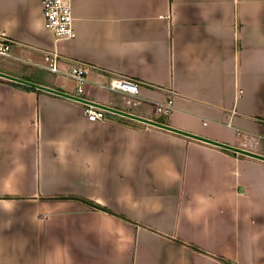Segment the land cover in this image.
<instances>
[{
  "label": "crops",
  "instance_id": "1",
  "mask_svg": "<svg viewBox=\"0 0 264 264\" xmlns=\"http://www.w3.org/2000/svg\"><path fill=\"white\" fill-rule=\"evenodd\" d=\"M73 14L76 37L57 40L41 0H0L1 72L114 109L91 121L0 76V264H264V160L115 111L264 156V0H74ZM54 51L92 68L82 93L42 67ZM115 77L140 83L137 105Z\"/></svg>",
  "mask_w": 264,
  "mask_h": 264
},
{
  "label": "built area",
  "instance_id": "2",
  "mask_svg": "<svg viewBox=\"0 0 264 264\" xmlns=\"http://www.w3.org/2000/svg\"><path fill=\"white\" fill-rule=\"evenodd\" d=\"M42 14L44 26L51 31L57 40L73 39L76 37L74 28L73 5L74 0H41ZM11 41L5 40L0 45V56H10ZM61 58L58 52H50L46 57L47 63L42 67L55 73L63 74L78 82V93L83 92L81 85L88 77L91 67L86 64H76L72 67L61 68L59 59ZM108 87L114 91H120L128 98V103L137 105L139 103L140 83L125 77H115L111 79ZM71 99L80 102L84 108L85 116L91 121L103 120L105 113L108 110L94 100L81 97L77 94H72ZM156 109L160 113L169 114L171 111V100L159 103Z\"/></svg>",
  "mask_w": 264,
  "mask_h": 264
},
{
  "label": "water",
  "instance_id": "3",
  "mask_svg": "<svg viewBox=\"0 0 264 264\" xmlns=\"http://www.w3.org/2000/svg\"><path fill=\"white\" fill-rule=\"evenodd\" d=\"M0 76L5 77V78L10 79V80H15V81H18V82H22L24 84L35 86V87H37L39 89H43V90H46V91H49V92H52V93H56V94H59V95H62V96H66V97H69V98L73 97L72 94H68V93H65V92H61V91L55 90L53 88L46 87V86L41 85V84H37V83H34V82L23 80V79H20L18 77H15L13 75H10V74H7V73L1 72V71H0ZM103 107H105L107 109H112V108H109L107 106H103ZM112 110H114V109H112ZM115 111H117V112H119L121 114H124V115H128V116L134 117L136 119L145 121V122L153 124V125H157V126L169 129V130H173V131H176V132H179V133H183V134H185L187 136H190V137H193V138H196V139H200V140H203V141H206V142H209V143L221 146V147L228 148L230 150L241 152V153H244V154H247V155H250V156H253V157H256V158H260V159L264 160V156L263 155H260L258 153L252 152V151H248V150H245V149H242V148H238V147H235V146H232V145H228V144L220 143V142H217V141H214V140H211V139H207V138H204L202 136H198V135H195V134L183 131V130H179L177 128H173L171 126H167L165 124H161V123H158V122L150 120V119H145L143 117L136 116V115H133V114H130V113H126V112L119 111V110H115Z\"/></svg>",
  "mask_w": 264,
  "mask_h": 264
},
{
  "label": "trees",
  "instance_id": "4",
  "mask_svg": "<svg viewBox=\"0 0 264 264\" xmlns=\"http://www.w3.org/2000/svg\"><path fill=\"white\" fill-rule=\"evenodd\" d=\"M11 83H13V84H15V85H19V86H22V87H24V88H26V89H33V90H37L36 88H34V87H31V86H28V85H24V84H21V83H18V82H13V81H11ZM77 199H80L82 202H84V203H86V204H89V205H92V206H95V207H99V208H102L101 206H99L98 204H96V203H94V202H92V201H88V200H86V199H84V198H77ZM102 209H104V208H102ZM178 242H180L179 240H177ZM191 248H194V249H198L197 247H195V246H193V245H189Z\"/></svg>",
  "mask_w": 264,
  "mask_h": 264
},
{
  "label": "rangeland",
  "instance_id": "5",
  "mask_svg": "<svg viewBox=\"0 0 264 264\" xmlns=\"http://www.w3.org/2000/svg\"><path fill=\"white\" fill-rule=\"evenodd\" d=\"M17 65H15L14 67H16Z\"/></svg>",
  "mask_w": 264,
  "mask_h": 264
}]
</instances>
